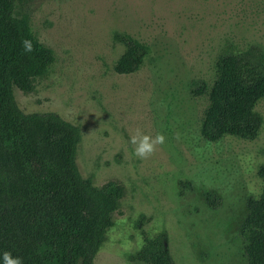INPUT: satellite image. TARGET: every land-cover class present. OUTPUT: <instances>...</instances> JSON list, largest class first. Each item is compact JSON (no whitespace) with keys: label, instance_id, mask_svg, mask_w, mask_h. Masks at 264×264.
I'll return each instance as SVG.
<instances>
[{"label":"rangeland","instance_id":"rangeland-1","mask_svg":"<svg viewBox=\"0 0 264 264\" xmlns=\"http://www.w3.org/2000/svg\"><path fill=\"white\" fill-rule=\"evenodd\" d=\"M24 12L54 59L32 91L15 87L19 107L79 125L82 175L124 186L94 264H142L132 255L143 231H166L176 264H245L240 226L248 198L264 188V121L255 139L209 141L201 132L209 97L196 89L213 83L231 46L264 51V0H24L17 15ZM116 33L148 47L136 70H118L126 47ZM256 109L264 119V98ZM137 130L166 141L138 158Z\"/></svg>","mask_w":264,"mask_h":264},{"label":"trees","instance_id":"trees-1","mask_svg":"<svg viewBox=\"0 0 264 264\" xmlns=\"http://www.w3.org/2000/svg\"><path fill=\"white\" fill-rule=\"evenodd\" d=\"M24 0H0V257L19 256L23 264H94L124 186L116 181L97 186L85 178L77 155L82 130L55 112L23 111L14 89L30 92L33 80L53 62L51 49L33 35L28 15H17ZM126 47L117 63L122 73L139 68L148 47L129 34L116 33ZM29 39L32 52L22 41ZM211 85L198 84L209 104L201 132L209 141L231 135L255 139L263 126L257 105L264 98V51L232 46L217 61ZM264 180V164L258 171ZM216 208L217 197L205 193ZM242 221L245 264H264V188L249 197ZM142 217L139 225L142 224ZM132 255L142 264H176L166 231L150 237Z\"/></svg>","mask_w":264,"mask_h":264},{"label":"clouds","instance_id":"clouds-1","mask_svg":"<svg viewBox=\"0 0 264 264\" xmlns=\"http://www.w3.org/2000/svg\"><path fill=\"white\" fill-rule=\"evenodd\" d=\"M22 46L25 52L33 51L32 41L24 39ZM131 144L134 146V154L141 159H147L158 148L159 145H163L166 138L163 134H157L155 137L144 134L140 130H137L136 134L130 137ZM0 264H23V260L19 256H13L11 252H4L0 257Z\"/></svg>","mask_w":264,"mask_h":264}]
</instances>
